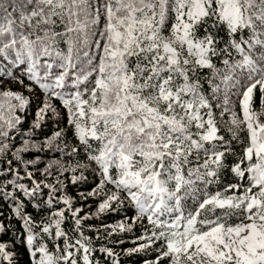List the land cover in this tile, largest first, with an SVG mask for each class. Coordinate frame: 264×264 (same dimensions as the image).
I'll return each mask as SVG.
<instances>
[{"label": "snow or ice", "instance_id": "obj_1", "mask_svg": "<svg viewBox=\"0 0 264 264\" xmlns=\"http://www.w3.org/2000/svg\"><path fill=\"white\" fill-rule=\"evenodd\" d=\"M121 256L264 264V0H0V264Z\"/></svg>", "mask_w": 264, "mask_h": 264}, {"label": "trees", "instance_id": "obj_2", "mask_svg": "<svg viewBox=\"0 0 264 264\" xmlns=\"http://www.w3.org/2000/svg\"><path fill=\"white\" fill-rule=\"evenodd\" d=\"M70 191H71V193H72V195H74L75 196V194H76V190L75 189H70ZM77 199H79V198H77ZM28 210L29 211H31V208H30V206H29V208H28ZM111 220H112V217H108L106 220H105V222L107 223V222H111ZM92 223H95V221H91ZM18 226V225H17ZM125 239H130V237H125ZM133 245L132 244H130V243H124V244H122L120 247H121V249L122 248H127V247H132ZM121 264H140V259H139V257H131V258H124L123 256H121Z\"/></svg>", "mask_w": 264, "mask_h": 264}]
</instances>
